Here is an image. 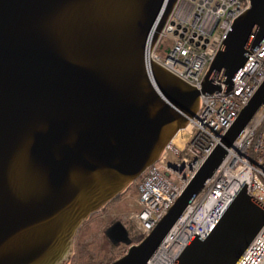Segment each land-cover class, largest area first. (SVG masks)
I'll return each instance as SVG.
<instances>
[{
	"label": "water",
	"instance_id": "1",
	"mask_svg": "<svg viewBox=\"0 0 264 264\" xmlns=\"http://www.w3.org/2000/svg\"><path fill=\"white\" fill-rule=\"evenodd\" d=\"M177 3L0 0V264H70L84 221L159 159L201 94L232 89L264 40V0H250L197 88L151 56ZM263 102L264 82L149 234L134 243L121 220L106 228L129 246L107 264H150ZM263 223L244 186L174 264H234Z\"/></svg>",
	"mask_w": 264,
	"mask_h": 264
},
{
	"label": "built area",
	"instance_id": "2",
	"mask_svg": "<svg viewBox=\"0 0 264 264\" xmlns=\"http://www.w3.org/2000/svg\"><path fill=\"white\" fill-rule=\"evenodd\" d=\"M192 1L178 0L151 56L201 88L234 19L250 7V0H195L194 5ZM180 2L183 4L176 11ZM185 10L189 15L183 17ZM164 37H170L172 45L161 57L157 47ZM247 55L232 89L201 94L199 109L181 137V145L174 141L176 134L159 159L133 182L137 184L140 209L130 218L143 238L168 213L264 82V40ZM244 186L264 206V102L227 148L202 190L193 195L149 263L174 264L194 236L204 238L217 227ZM234 264H264V223Z\"/></svg>",
	"mask_w": 264,
	"mask_h": 264
},
{
	"label": "rangeland",
	"instance_id": "3",
	"mask_svg": "<svg viewBox=\"0 0 264 264\" xmlns=\"http://www.w3.org/2000/svg\"><path fill=\"white\" fill-rule=\"evenodd\" d=\"M171 45V38L164 37L157 47V53L161 57H165L167 47ZM138 198L137 184L132 183L117 198L108 202L100 211L94 212L85 220L75 236L70 264H99L124 255L129 246L121 243V246L114 247L105 234L106 228L116 220H121L128 229L142 239L137 224L130 218L140 209ZM141 239L135 240L134 243Z\"/></svg>",
	"mask_w": 264,
	"mask_h": 264
},
{
	"label": "trees",
	"instance_id": "4",
	"mask_svg": "<svg viewBox=\"0 0 264 264\" xmlns=\"http://www.w3.org/2000/svg\"><path fill=\"white\" fill-rule=\"evenodd\" d=\"M129 230V234H130V236H131V238H132V240H133V242L135 241V240H139V239H141V237L139 236H137V235H135L134 234V232H132L130 229H128ZM138 232V231H137ZM114 244V243H113ZM122 244L121 243H119V244H114L113 246L114 247H117V246H121ZM115 260V259H114ZM111 261H113V260H107V261H105V262H100L99 264H107V263H109V262H111Z\"/></svg>",
	"mask_w": 264,
	"mask_h": 264
},
{
	"label": "bare ground",
	"instance_id": "5",
	"mask_svg": "<svg viewBox=\"0 0 264 264\" xmlns=\"http://www.w3.org/2000/svg\"><path fill=\"white\" fill-rule=\"evenodd\" d=\"M187 130H188V127H185V128H183V129H181L178 133H177V135H176V137H175V139H174V141H176L177 143H180L179 145H181V142H180V137H183V135H184V133H186L187 132ZM236 140V139H235ZM183 193V192H182ZM180 197V196H179ZM178 197V198H179ZM177 198V199H178ZM177 222V221H176Z\"/></svg>",
	"mask_w": 264,
	"mask_h": 264
},
{
	"label": "crops",
	"instance_id": "6",
	"mask_svg": "<svg viewBox=\"0 0 264 264\" xmlns=\"http://www.w3.org/2000/svg\"><path fill=\"white\" fill-rule=\"evenodd\" d=\"M181 14H182V16H183V17H186V16H188V15H189V10H187V11L185 10V11H184V13H183V12H181Z\"/></svg>",
	"mask_w": 264,
	"mask_h": 264
},
{
	"label": "flooded vegetation",
	"instance_id": "7",
	"mask_svg": "<svg viewBox=\"0 0 264 264\" xmlns=\"http://www.w3.org/2000/svg\"><path fill=\"white\" fill-rule=\"evenodd\" d=\"M107 204V203H106ZM106 204H105V206H106ZM102 209V208H101ZM101 209H99L98 211H100ZM97 212V211H96Z\"/></svg>",
	"mask_w": 264,
	"mask_h": 264
}]
</instances>
